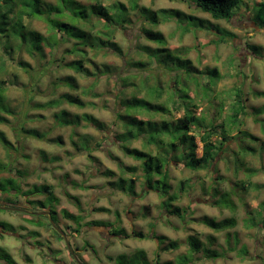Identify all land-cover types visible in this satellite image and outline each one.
<instances>
[{
  "label": "rangeland",
  "instance_id": "1",
  "mask_svg": "<svg viewBox=\"0 0 264 264\" xmlns=\"http://www.w3.org/2000/svg\"><path fill=\"white\" fill-rule=\"evenodd\" d=\"M78 1L83 5L90 3L88 0ZM47 2L53 5L56 3L54 0H47ZM139 5L150 11L180 10L195 17L197 26L203 25L199 20L206 22L205 28H198L185 34H182L174 22H160L156 28L165 38L166 48L174 54H181L183 51L184 59L189 60L190 65L197 71L205 73L207 70H217L220 79L216 88L218 92L225 93V110L222 111L220 118L214 116L216 124L221 123L224 117L226 121L231 113L230 107L234 101L231 95L233 89L239 88L242 91L245 115L241 117L242 124L239 130L250 134L257 141L243 138L242 143L239 144L235 140H229L228 150L218 157L215 164L198 171L185 168L179 160L170 159L167 166L170 186L168 196L160 194L161 187L157 189L158 192H152L149 189L144 191L142 162L125 155L116 141L117 134L122 132L121 125L115 121L114 117V111L117 110V102L114 98L115 85H121L116 80L125 69L131 71L130 67L123 65L124 61L122 62L114 55H103L102 52L97 54L92 51L87 52L89 60L93 63L98 66L107 64L112 68L109 74L102 75L97 80L98 97L82 98L86 102H93L95 106L79 109L64 103L60 109L71 114L92 115L103 123V127L99 129L84 121H80L77 127H61L55 119V114L60 109H40L33 107V104H43L67 91L63 86L54 91L50 84L55 77L75 75L73 70L63 67L64 63L75 58L64 53L70 44H61L54 50V58L61 60L59 67L55 64L50 67L48 77L43 78L38 91L33 94L30 105L25 92L29 79L17 63L22 61L36 68L41 61L39 58L33 59L26 53L19 52L15 57L16 62L13 63L3 56L0 50V57L4 58L7 66V73L0 76V81L4 80L7 85V89L1 96L0 115L6 118L7 123H0V131L11 144V148L5 149L0 143V166H3L0 169L2 188H6L5 179L17 182L22 193L34 186H50L55 199L47 194H36L27 196L26 201L31 202L33 210H49L55 213V222L64 227L65 232L68 229L71 239L78 247L85 249L89 244L88 250L85 249L77 255L82 262L85 260L88 264H146V261L148 264H155L158 254H160V262L171 261L172 264H264V96L256 95L264 93V28L255 27L251 14L245 7L236 11L230 20L217 21L207 14L191 9L186 3L175 0H139ZM247 5L250 7L251 1H248ZM70 8L71 6L64 11ZM148 10H145L143 16H148ZM79 11L81 10L72 9L74 14ZM65 15L69 16L68 11ZM52 19L60 24L66 22L61 16H53ZM139 20L137 12H134L130 15L131 26L116 28L114 41L122 52H127L129 48L136 50L138 44L149 48L157 47L155 43L144 38L137 39ZM214 27L232 36L224 37L214 31ZM29 28L44 37L49 36L51 32L43 21L37 19L30 23ZM69 32L63 29L58 31L59 34L66 35ZM249 46L259 49L252 51ZM45 54V62L41 64L52 58V53L48 49H45ZM180 54L178 57L181 59ZM168 56V52H162L158 53L156 58H149L156 59L160 66L152 65L153 63L145 55L142 60L146 62V68L153 66L158 69L163 66L164 70L173 72L176 65L171 62L172 57ZM137 59L135 55L134 60ZM85 66L92 72L90 63V68ZM154 74L165 89L176 73L163 76L164 72L161 70L154 71ZM75 76L82 88L90 86L95 80L92 75L87 79L79 75ZM146 80L148 86L155 84V80L151 77ZM194 88L191 84L192 97H195L196 93ZM180 90L183 88L180 87ZM139 96L141 97L142 93ZM213 102L215 103L212 106L203 103V107H200L197 114L208 110L212 117L215 113L214 108L218 104V101ZM159 103H165L164 98ZM259 109L261 113L255 115L254 111ZM172 116L178 118L179 114L173 113ZM161 117L158 115L154 120L159 122ZM146 126L148 132L150 124L147 123ZM22 128L35 130L44 138L38 139L27 135ZM135 128L133 127L136 135ZM230 135H238V131L234 130ZM198 136L195 141L196 155L199 157L201 144ZM86 142L87 148L83 149ZM120 143L146 151L142 140L131 143L127 137ZM153 147L147 148L150 155L156 153ZM248 148L253 149V153L248 152ZM233 153H236L237 158L244 163L242 167L239 166V161L236 163ZM132 167L136 168L135 175L125 170ZM247 169L255 173L249 174ZM120 177L126 181L124 188L129 186L131 179L134 180L135 195L128 196L110 185ZM215 178L219 179L216 182L218 192L229 193V197L222 198L223 194L212 195ZM181 183L184 185L182 191L179 188ZM172 195L176 196L172 206L180 209L181 216L170 215L169 210L163 208L166 207L164 201ZM228 198L233 203V210L218 206L217 202L221 199L226 202ZM0 201L22 204L24 199L21 194L14 196L6 192L4 198L0 196ZM64 212L71 216L83 217L79 220L80 226L78 227ZM161 213L165 216L162 217ZM157 219L158 223L155 222ZM205 219L216 222L227 219V224L230 226L224 231L217 232L204 224ZM33 220H38L37 225L42 226L38 227ZM47 221L42 217L0 211V233L2 234L0 260L3 261L0 264H55L52 262L55 256L66 264H73L69 262L63 243L58 241L55 232L43 226L47 224ZM93 222L100 231L103 230V226L109 227L107 224L119 223L126 235H130L134 230V234H141L142 237L132 235L131 238L122 242L119 239L113 240L112 246L106 250L103 248L105 242L100 239L101 236L94 234L92 230H87ZM36 231L40 232L42 238L48 239L51 246L44 239H39ZM74 231L77 232L78 237ZM117 231L119 229L114 232ZM153 232L156 238L159 235L166 238L164 242L158 239L160 247L148 237ZM195 236L202 246L215 251L214 254L220 256L209 259L205 257L202 250L193 255L189 250L188 238ZM209 238L213 240L209 241ZM173 243L175 246H171Z\"/></svg>",
  "mask_w": 264,
  "mask_h": 264
},
{
  "label": "trees",
  "instance_id": "2",
  "mask_svg": "<svg viewBox=\"0 0 264 264\" xmlns=\"http://www.w3.org/2000/svg\"><path fill=\"white\" fill-rule=\"evenodd\" d=\"M56 3L53 5L47 0H0V50L3 56H6L10 62L15 63L18 53L24 52L31 58H39L40 64L33 68L29 63L18 62V66L28 76L29 83L25 87L26 97L28 105L33 101V94L38 91L40 83L44 77H48L47 73L54 64L59 67L61 60L55 59L53 56L54 50L58 49L61 44L68 43L70 47L67 48L64 53L66 55L75 56L74 59L64 63L63 67L69 68L74 71L75 75H79L85 79L92 75L95 79L92 84L86 88L79 86L75 75H68L66 77H55L50 86L56 91L58 87L66 88L67 91L59 94L56 98L50 99L43 104H33L35 108H50L60 109L62 104H67L70 107H76L84 109L87 106L94 107L93 102H86L84 98H97V80L102 75L109 74L111 67L107 64L98 66L88 58V51H92L97 54L102 52L103 55H114L124 61L126 67L122 71L119 79L121 85H115L114 98L117 102L114 111L115 121L121 125L122 132L117 134L116 141L119 143L123 153L137 161H141V171L143 173V179L145 181L143 188L154 190L161 187L160 194L168 196V190L170 188L168 184L167 166L170 159L179 160L183 163L184 167L192 171H198L201 169H207L212 167L217 161L218 157L228 150L227 143L229 140H235L239 144L243 138H253L250 134L239 130L241 126V117L245 115L244 100L242 97V91L239 88L233 89L231 95L234 97L233 104L231 105V113L216 124V118H220L222 111L225 110V93L217 91V83L220 79L217 70H207L205 73L197 71L196 68L190 65L189 60L184 59V52L180 54L181 59L177 54L171 52L169 48H166L167 42L160 31L157 30V25L160 22H174V24L180 28L182 34L195 31L198 28H205V21L199 20L203 25L197 26L195 23V17L187 15L180 10L174 9H161L158 11H150L145 7L139 5V0H88V5L81 4L78 0H54ZM176 2L186 3L191 9L199 11L201 13L209 15L213 20L228 21L234 17L236 11H239L242 7L249 10L251 19L253 20L255 27L264 28V0H175ZM251 1V6L247 5V2ZM109 2V4H106ZM62 8H59V7ZM80 9L79 13H73L70 7ZM145 10H148V16L144 15ZM68 11L69 16L65 13ZM137 12L140 17V24H138V37L137 39L144 38L145 40L155 43L157 47L149 48L143 44H138V48L134 50L129 48L127 52H122L118 44L114 41V33L117 27L124 28L125 26H131L130 15ZM63 17L66 21L65 24L56 23L52 17ZM43 21L49 31L50 35L44 37L42 34L37 33L29 28L30 23L33 20ZM68 20V21H67ZM198 20V19H197ZM138 21V22H139ZM84 23V24H82ZM150 26V28H149ZM148 27V28H147ZM63 29L69 32V34H59L58 31ZM85 29V30H84ZM222 36H232L230 33L224 30H218L213 28ZM223 40L222 38H220ZM250 50H258V47L249 46ZM45 49H48L52 56L50 60L45 62ZM168 52V57H172L171 62L175 63L176 67L172 71L164 70V67H151L146 68L147 64L142 60L145 55L154 65L160 63L156 59H149L151 57L156 58L158 53ZM134 53V55H132ZM148 54V55H147ZM151 54V55H150ZM135 55L137 60H134ZM64 61V60H63ZM89 63L91 65L89 68ZM179 64V66H178ZM160 66V65H159ZM124 67V66H123ZM176 69V70H175ZM134 70V71H132ZM163 71L164 75L171 77V83L164 89L160 81L157 79V75L154 71ZM7 66L3 57H0V76H4L7 72ZM115 71V70H113ZM112 73V72H111ZM148 77L155 80L153 86H148L146 79ZM206 78V79H204ZM204 80H206L204 82ZM194 85L195 97L190 95V85ZM180 87L183 90H180ZM7 89L6 82L0 81V101L1 96ZM142 93V96L139 95ZM256 95L264 96V93H258ZM197 97V101L195 98ZM83 98V99H82ZM164 98L165 103H159ZM219 98V99H218ZM150 101H149V100ZM218 101L217 107L214 108V115L209 114L208 110L200 112L197 111L203 107V103L207 105H213ZM202 105V106H201ZM32 107V106H31ZM210 107V106H209ZM140 108V109H139ZM1 109V106H0ZM33 109V108H32ZM8 112V111H7ZM9 113V112H8ZM173 113L179 114V117H173ZM261 113V109L255 110L254 114ZM162 116L158 121L154 120L156 116ZM216 116V118L214 117ZM57 124L61 127L65 126H79L80 121H84L93 125L96 128L103 127V123L96 120L89 114H71L66 110L60 109L55 114ZM157 124H151V123ZM171 122V123H170ZM0 123H7L6 118L0 115ZM150 124V128L147 132L146 124ZM153 126V127H152ZM133 127H137L134 134ZM234 130L238 131V135L231 136L230 133ZM22 131L32 137L43 139L44 136L39 134L35 130ZM148 134V135H147ZM199 135V136H198ZM196 136L199 138L201 144V154L198 157L196 155L197 144ZM130 139L131 143L142 140L143 147L146 151H140L136 148H130L120 143L123 140ZM60 141V138H58ZM0 143L5 149L11 148V144L8 142L5 135L0 131ZM154 147H153V146ZM239 146V145H238ZM153 147L156 149V153L150 155L147 152V148ZM241 147V145H240ZM87 148V142L83 149ZM248 152L253 153V149L248 148ZM17 151L16 148H14ZM247 151V150H246ZM237 154L233 153V157L236 159V163L239 161V166L242 167L244 163L237 158ZM3 166H0V169ZM236 171L238 166L236 165ZM126 171L132 172L135 175V167L125 168ZM249 174H253V170H248ZM110 172H108V175ZM156 178V180H154ZM7 184L6 188H2L0 183V191L11 193V195H36L47 194L51 196L50 186H34L27 192H21L20 186L17 182L11 179H5ZM213 180L212 195L229 197V193L218 192L217 181ZM112 187L116 188L123 194L133 196L134 194V180H130L129 186L124 188L126 181L123 177H120L115 182H111ZM9 188V189H7ZM180 190L184 189L183 183L179 186ZM10 192H9V191ZM145 191V190H144ZM143 191V192H144ZM141 197V196H138ZM53 199H55L53 197ZM176 196H169L164 203H166V210L173 216H181L180 209L173 207L172 204ZM172 201V203H171ZM219 203V205L217 204ZM215 202L218 206H225L227 208L234 209L231 199H227L219 202ZM66 214V212H64ZM53 220L55 222V213ZM76 225L79 227V220L83 217L71 216ZM204 224L207 227L212 228L214 231H224L230 224L225 221H214L205 219ZM96 223H91L94 225ZM50 226V225H49ZM122 234V231L115 232ZM140 235V234H139ZM209 238V241H212ZM189 250L191 253L199 252L203 250L206 258L219 257V254H214L215 251L210 249H204L201 242L195 240L193 237L188 238Z\"/></svg>",
  "mask_w": 264,
  "mask_h": 264
},
{
  "label": "flooded vegetation",
  "instance_id": "3",
  "mask_svg": "<svg viewBox=\"0 0 264 264\" xmlns=\"http://www.w3.org/2000/svg\"><path fill=\"white\" fill-rule=\"evenodd\" d=\"M151 191L152 192H156L154 190H151ZM4 195H6V193L3 192V191H0L1 198H4ZM26 197L27 196H24L23 195L24 202H22V204L17 203V202H14V203H8V202L1 203V201H0V211H8V212H12V213H15V214L20 213V214H24V215H27V216H33V217H39V218L42 217V218H45L46 221L49 220V217L46 214H49L50 217H51V220L53 221V223H54V225L56 227V229L58 231H60L61 234L59 232H57L53 228V226L50 224V221L49 222L47 221V224L45 223L43 226H45L46 228H48V230L49 229L53 230L55 232V236H58L57 239H58V241H60V242L63 243V248L66 250V253L68 255L69 262H71L73 264H88L85 260H84V262H82V260L77 255L80 254V252L81 251H84L85 249L88 250V248H90L89 244L87 245V247L85 249L84 248L82 249V248L78 247L77 244H76V242L71 239V237L69 235L70 232L68 231V229L65 232L64 231L65 230L64 227L60 226L58 224V222H54L53 215H52L53 213L51 211H49V210H47V211L46 210H40V211L39 210H33V208L31 207L32 206L31 202H27L26 201ZM2 208H9V209H6L5 210V209H2ZM163 210H165V209H163ZM161 215H162V217L165 216L162 213H161ZM33 222H34V224L37 225L39 221L38 220H33ZM155 222L158 223L159 222L158 219L155 220ZM107 225L109 227L103 226V230L102 231L98 230L97 225H91L90 227L89 226L87 227V230H92V232L94 234H97L99 237L101 236L100 239L105 242L103 248H105L106 250L109 249L112 246L111 243H112L113 240L119 239V241L122 242L124 240H127V239L131 238L132 235L135 236V237H140V238L142 237L141 234L140 235L139 234L138 235L134 234V230H133V232H131L130 235H126V232H125L124 228H122V226L119 223H117V224H107ZM37 226L40 227L42 225H37ZM114 227H117V229H119L120 231H122V234L119 235V234L115 233L114 231H116L117 229H114ZM74 232L77 234L76 231H74ZM36 233H37V237L39 239H44V238H42L43 236L40 235V232L36 231ZM1 236H2V234L0 233V238H1ZM76 236L78 237L79 235L77 234ZM148 237H149V239H153L154 242H155L154 244L156 246H158V247H160V244H159V240L158 239H162L163 242L166 239L165 237L160 236V235H159L158 238H156V235H154V232L151 234V236L148 235ZM193 238L195 240H198L197 236H195ZM44 241L47 242L51 246V242L48 239H44ZM171 246H175L174 243ZM204 249H207V248L204 247ZM52 250H53V248H52ZM54 252H55V254H58V252H56V251H54ZM141 252L143 254V251H141ZM143 259L146 261V259L144 258V254H143ZM1 262H3V261L0 260V263ZM52 262L55 263V264H66L62 260H59L57 258V256H55L54 258H52ZM146 264H148L147 261H146ZM155 264H172V262L171 261H169V262H166V261L165 262H160V254H158L157 260L155 261Z\"/></svg>",
  "mask_w": 264,
  "mask_h": 264
},
{
  "label": "water",
  "instance_id": "4",
  "mask_svg": "<svg viewBox=\"0 0 264 264\" xmlns=\"http://www.w3.org/2000/svg\"><path fill=\"white\" fill-rule=\"evenodd\" d=\"M2 209H9V208H2ZM48 217H49V221H50V224L53 226V228L57 231V232H59L60 234H61V232L60 231H58L57 229H56V227H55V225H54V223H53V221L51 220V217H50V215L49 214H46ZM68 245V244H67Z\"/></svg>",
  "mask_w": 264,
  "mask_h": 264
}]
</instances>
